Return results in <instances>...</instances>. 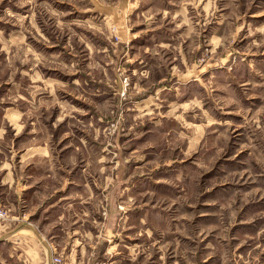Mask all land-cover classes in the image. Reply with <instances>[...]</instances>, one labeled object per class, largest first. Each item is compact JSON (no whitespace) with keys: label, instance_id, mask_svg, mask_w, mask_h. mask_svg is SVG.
<instances>
[{"label":"rangeland","instance_id":"obj_1","mask_svg":"<svg viewBox=\"0 0 264 264\" xmlns=\"http://www.w3.org/2000/svg\"><path fill=\"white\" fill-rule=\"evenodd\" d=\"M0 166L84 264H264V0H0Z\"/></svg>","mask_w":264,"mask_h":264},{"label":"crops","instance_id":"obj_2","mask_svg":"<svg viewBox=\"0 0 264 264\" xmlns=\"http://www.w3.org/2000/svg\"><path fill=\"white\" fill-rule=\"evenodd\" d=\"M2 169L5 173L0 184H4L0 189V202L8 207L11 217L0 220V264H51L52 254L58 248H66L65 258L70 264H84L87 256L84 246L79 243L86 241V231L74 226L77 218L73 219L75 215L80 216L77 213L74 215L73 210L63 204L55 206L56 200L52 198L44 204L46 195H43V191L48 186V177L35 179L33 172H29L24 177L22 173L20 178H16L10 169L0 166ZM57 222L64 223L61 228L65 240L58 238V232L53 228ZM104 231L106 235L118 233L116 228H106ZM116 244H119L117 248L120 251L123 247L121 244L125 243L117 241L113 245ZM107 248L110 249V245ZM114 251V264H131L126 261L125 255L118 256Z\"/></svg>","mask_w":264,"mask_h":264},{"label":"built area","instance_id":"obj_3","mask_svg":"<svg viewBox=\"0 0 264 264\" xmlns=\"http://www.w3.org/2000/svg\"><path fill=\"white\" fill-rule=\"evenodd\" d=\"M9 218V210L0 203V220H6ZM51 264H66L59 254L53 253L51 257Z\"/></svg>","mask_w":264,"mask_h":264}]
</instances>
